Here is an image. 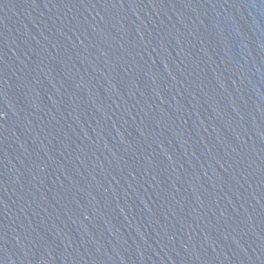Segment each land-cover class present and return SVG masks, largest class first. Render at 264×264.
<instances>
[{"label":"water","instance_id":"95a60500","mask_svg":"<svg viewBox=\"0 0 264 264\" xmlns=\"http://www.w3.org/2000/svg\"><path fill=\"white\" fill-rule=\"evenodd\" d=\"M0 264H264V0H0Z\"/></svg>","mask_w":264,"mask_h":264}]
</instances>
